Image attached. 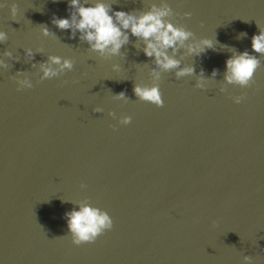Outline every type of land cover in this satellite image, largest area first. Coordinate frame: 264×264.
I'll list each match as a JSON object with an SVG mask.
<instances>
[{"label": "water", "instance_id": "water-1", "mask_svg": "<svg viewBox=\"0 0 264 264\" xmlns=\"http://www.w3.org/2000/svg\"><path fill=\"white\" fill-rule=\"evenodd\" d=\"M105 2L134 11L160 0ZM167 2L174 23L216 50L181 49L182 66L195 64L196 74L162 72L157 107L133 91L154 82L156 67L135 36L121 55L101 56L52 23L70 16L68 0H0L8 35L0 58L9 65L0 66V264H249L245 255L264 264V55L253 53L261 66L250 87L224 79L231 48L253 52L264 0ZM50 55L74 68L41 80ZM201 69L203 89L195 86ZM19 72L32 88L17 90ZM125 90L127 101L115 98ZM122 115L131 123L120 124ZM79 201L107 210L114 227L77 246L65 213Z\"/></svg>", "mask_w": 264, "mask_h": 264}, {"label": "clouds", "instance_id": "clouds-1", "mask_svg": "<svg viewBox=\"0 0 264 264\" xmlns=\"http://www.w3.org/2000/svg\"><path fill=\"white\" fill-rule=\"evenodd\" d=\"M70 16H53L52 23L60 30L71 29L72 37L77 33L80 39L86 41L90 48L101 56L121 55V49L129 43L130 36H135L137 40L143 42V52L149 58H154L155 68L152 69L151 76L153 83H136L133 91L140 100L155 104L157 107L164 106L163 94L160 90L162 72H175V77L180 79L185 76L196 74L195 64H183L178 58L181 49H185L187 54L201 56L208 49L216 50L214 41L211 38H197L196 34L186 25L174 23L172 17L177 15L167 0H160V3H151L147 10H114L112 4L105 0H68ZM6 6L0 4V7ZM18 12V6L11 5L13 17ZM184 16L190 17L191 12H185ZM203 26V22H201ZM258 33L252 36L251 47L253 52L245 49L238 52L233 49L232 55L226 60V71L224 79L228 84L239 85L240 87H250L254 81V74L261 66L259 56L253 53L264 55V28L258 25ZM45 36L52 34L50 29L44 25L42 28ZM247 33H240L238 38H243ZM8 35L0 30V42H6ZM25 55H34L31 48L25 49ZM4 56L12 57V51L7 50ZM18 59V58H16ZM0 66L5 69L9 67L3 58H0ZM74 68V61L71 58H64L59 55H50L47 61L40 64L43 72L41 80L59 77ZM115 70H120L119 65H113ZM160 69L161 71H157ZM218 69H214L213 76L218 74ZM22 72L12 78L17 82V90L30 89L33 87L31 79L21 78ZM197 88L206 87L203 69L197 78L195 85ZM116 99L128 100L126 90L115 96ZM234 102L239 104L244 100L243 95L233 97ZM97 112L103 111L97 107ZM116 118L115 112H110ZM132 117L122 115L119 123L130 124ZM115 127V126H113ZM82 188L86 185L82 184ZM78 208H73L65 213L67 226L71 233L72 242L79 246L84 243L95 242L105 231L114 227V221L107 210L98 206H93L87 201H79ZM215 223V222H214ZM252 256L245 255L244 261L251 262Z\"/></svg>", "mask_w": 264, "mask_h": 264}]
</instances>
